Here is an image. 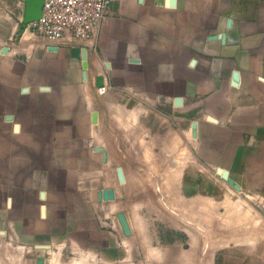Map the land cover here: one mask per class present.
Instances as JSON below:
<instances>
[{"label": "rangeland", "instance_id": "374dc122", "mask_svg": "<svg viewBox=\"0 0 264 264\" xmlns=\"http://www.w3.org/2000/svg\"><path fill=\"white\" fill-rule=\"evenodd\" d=\"M228 36L237 34L211 31L206 42L223 46ZM206 42L201 36L197 45ZM237 51L264 59V25L243 31L229 52ZM248 73L244 88L239 70L231 81L205 76L180 89L110 79L106 93L74 108L75 118L51 125L42 167L2 158L1 171H17L0 177V264H264V175L251 159L258 140H246L255 151L238 153L226 133L234 105L264 103L252 93L264 78ZM65 157L75 167H63Z\"/></svg>", "mask_w": 264, "mask_h": 264}, {"label": "crops", "instance_id": "0c3cea01", "mask_svg": "<svg viewBox=\"0 0 264 264\" xmlns=\"http://www.w3.org/2000/svg\"><path fill=\"white\" fill-rule=\"evenodd\" d=\"M171 1L114 0L112 13L103 19L88 44L60 45L56 51H50L39 49L24 35L26 1L0 0V160L9 156L15 163L31 161L33 168L42 167L43 145L51 125L59 128L60 120L75 118L72 111L76 106L98 96L97 81L101 78L106 88L110 79L111 84L131 85V78L138 76L143 83L176 84L179 89L186 82L200 83L205 76L231 81L238 70L242 88L253 79L248 70L256 69L254 81L264 78L263 58L245 51L235 55L229 52L236 40L239 43L243 31H256L257 26L264 25V11L260 8H264V0H175L176 7L170 9L167 4ZM239 18H251L253 22L240 27L234 23ZM168 25L172 31L165 28ZM211 31L237 37L228 36L223 46L208 43L206 38ZM201 36L205 47L197 45ZM87 57L90 70L86 78ZM135 59L141 63L133 66L131 61ZM156 59L158 65L153 66ZM109 63L110 71L106 69ZM222 71L223 77L218 76ZM252 93L259 100L264 99V88L253 89ZM233 110L232 124L226 130L228 139L234 140L232 145L238 153L255 151L247 147L246 140L257 139L258 159H251L264 175V103H237ZM77 113L76 120L81 121L77 129L83 130L87 117L81 110ZM89 131L95 133L93 129ZM88 163L93 165L91 160ZM61 165L76 164L65 157ZM16 171L0 169V177H15ZM85 205L93 211V204L88 201Z\"/></svg>", "mask_w": 264, "mask_h": 264}, {"label": "built area", "instance_id": "2783aa9c", "mask_svg": "<svg viewBox=\"0 0 264 264\" xmlns=\"http://www.w3.org/2000/svg\"><path fill=\"white\" fill-rule=\"evenodd\" d=\"M107 8L108 0H43L42 17L28 24L24 35L50 51L60 45H78L92 38ZM106 91V87L99 89L101 94Z\"/></svg>", "mask_w": 264, "mask_h": 264}, {"label": "water", "instance_id": "95a60500", "mask_svg": "<svg viewBox=\"0 0 264 264\" xmlns=\"http://www.w3.org/2000/svg\"><path fill=\"white\" fill-rule=\"evenodd\" d=\"M26 5H27V14H26V19H25V24H24L25 28L28 24L34 21H37L42 17L43 0H26ZM51 50L56 51L57 49L54 48ZM97 87L99 89L103 88V83L101 79L97 81Z\"/></svg>", "mask_w": 264, "mask_h": 264}]
</instances>
